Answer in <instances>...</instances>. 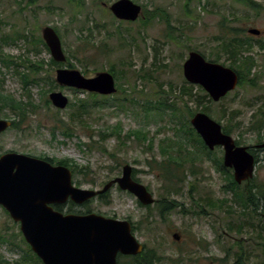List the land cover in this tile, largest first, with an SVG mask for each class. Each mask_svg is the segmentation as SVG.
Wrapping results in <instances>:
<instances>
[{
	"label": "rangeland",
	"instance_id": "obj_1",
	"mask_svg": "<svg viewBox=\"0 0 264 264\" xmlns=\"http://www.w3.org/2000/svg\"><path fill=\"white\" fill-rule=\"evenodd\" d=\"M115 1L85 0V7L78 9L69 0H36L32 5H28L29 0H0V38L11 35L17 40L15 43L0 40V54L21 65L8 68L0 60V92L26 106L24 118L8 109L0 113V119L19 124L18 129L11 127L0 134V155L15 152L55 161L72 160L81 168L73 176L74 184L94 190L102 189L109 181L121 176L125 165H131L133 173L136 170V181L145 185L156 199L154 205L144 206L134 195L114 186L108 192V203L96 198L85 205L66 204L64 211L94 212L130 221L135 225L134 235L144 249L155 250L158 256L166 257L161 264H234L237 248L233 244L241 239H244L253 256L252 264H255L259 259L254 257L263 256L258 244L249 240L252 220L243 216V207L235 202L233 193L227 188L228 175L218 168L216 160L224 156L221 148L211 156L201 155L199 161L202 162L196 163L198 173L195 176L190 175V165H186L184 191L172 196L184 204V208H177L164 217L156 204L166 196L164 187L170 184L161 177L155 164L150 166L149 163L164 160L173 149L176 150L173 154L177 155V142L183 140L180 127L189 119L188 110L177 99V112L156 110V103L165 98V94L157 92L169 91L171 85L182 86L186 82L182 67L189 52H203L209 58L216 44L214 37L220 35L223 27L235 28L240 37L252 39L254 48L251 54L256 55L260 66V75L256 79L258 86H238L225 99L206 104L210 105L207 114L222 126H229L230 118L235 115L233 123L240 122L241 128L232 127L231 136L242 146L253 150L260 140L264 142V130L258 134L250 128L257 120L252 117L254 111L259 106L264 108V52L259 47L264 44V0H252L261 5L256 10L241 0H133L148 11L164 10L171 27L160 18L145 26V13L136 22L119 21L109 9ZM46 26L58 29L67 56L77 51L75 55L84 63L74 59L72 62L75 69L85 71V76L94 77L111 66L120 76L124 70V76L117 81L122 92L108 96L104 107H91L87 117L83 118V125L77 119L71 120L76 111L74 107L68 105L59 110L50 100L48 107L45 98L49 99L51 92L58 91L69 98V104H79L80 99L91 101L86 95L89 93L59 85L56 71L60 67L55 66L45 65V69L37 74V78H45V81L32 82L35 74H31L24 63L44 60L48 64L52 58L45 48L41 54L33 50L34 39L42 37V29ZM82 26L87 29L85 36L91 37L90 44L82 43L78 38ZM249 29H259L263 34L252 36ZM18 34L28 35L32 43L18 38ZM130 61L134 67L126 68L123 63ZM163 64L166 66L159 67ZM22 74L30 75L26 85ZM55 83V89L48 92ZM60 121L64 122L61 127L69 124L73 128L72 138L65 137L62 129L56 130V122L60 125ZM116 129L120 134H113ZM132 131H141L140 139L129 135ZM144 135L146 140L141 139ZM194 147L191 150L198 153ZM181 155L185 156L186 152ZM259 155L261 162L257 164L252 179L264 183V152ZM209 199L233 202L219 210L209 206ZM245 221L249 222L245 223L244 234L226 230L229 223L238 227ZM19 232V224L0 207V235L10 240L0 242V258L10 263L21 262V257L29 250ZM253 235L256 234L253 232ZM225 258V262H220L219 259Z\"/></svg>",
	"mask_w": 264,
	"mask_h": 264
},
{
	"label": "water",
	"instance_id": "obj_2",
	"mask_svg": "<svg viewBox=\"0 0 264 264\" xmlns=\"http://www.w3.org/2000/svg\"><path fill=\"white\" fill-rule=\"evenodd\" d=\"M109 9L120 21L135 22L142 15V6L133 0H117ZM248 33L259 36L261 31L249 29ZM42 38L53 60L66 62L62 40L56 30L44 27ZM183 75L189 84L202 87L213 102L233 92L240 81L234 69L209 61L198 51L189 52L183 64ZM56 82L102 96L118 91L116 79L109 71L87 77L79 69L58 68ZM49 99L60 110L69 105V98L62 92H51ZM190 122L210 151L217 147L224 150L223 166L233 170L238 185L254 177L256 158L250 147L237 145L235 139L223 131L222 125L205 112L196 113ZM11 127L12 121L0 119V134ZM255 148L264 149V142ZM115 185L134 195L144 206L156 203L148 188L133 178V167L128 164L122 168L121 176L102 189L94 190L77 187L73 172L67 166L22 153L0 155V206L13 221L20 223L26 242L43 264H117L118 253L136 256L144 251L127 220L97 213L64 214L52 206L68 202L83 205L105 195ZM175 238L179 240L177 235Z\"/></svg>",
	"mask_w": 264,
	"mask_h": 264
},
{
	"label": "trees",
	"instance_id": "obj_3",
	"mask_svg": "<svg viewBox=\"0 0 264 264\" xmlns=\"http://www.w3.org/2000/svg\"><path fill=\"white\" fill-rule=\"evenodd\" d=\"M36 0H29L28 5H32ZM201 1V0H199ZM210 1V0H207ZM243 1L247 7L256 10L257 8H261V5L258 3L253 2L252 0H241ZM69 2L74 5L78 9H83L85 7V0H69ZM144 7V6H143ZM147 14V21L144 22L143 24L146 26L149 21H152L156 18L162 19L164 22H166L167 25L171 27L170 20L168 19V15L165 13L164 10L161 9H156L153 11H148L145 7L143 8V14ZM227 21V18H225ZM229 22V21H228ZM86 27L82 26L80 28L81 35H79V40L82 43H87L90 44L92 42L91 37L85 36V29ZM57 33L59 34V31L57 28H54ZM90 32H92L91 28H88ZM243 32V31H242ZM18 38L26 40L28 43H32V40H30L28 35L24 34H18ZM122 39L124 37H121ZM4 43L12 40L13 43H15L17 40L13 39L11 35H3L2 38H0ZM251 38H242L240 37V32L235 29V28H227L223 27L220 35L214 37V43L215 46L213 47V52L210 53L209 58L206 56L205 53L200 52L203 54L209 61L217 62V63H222L223 65L227 66V62L229 63L228 67H231L234 69L240 78L238 86H249L251 88H255L257 85L256 79L259 78L260 71L258 68L260 67L258 65V61L256 59V55H252L251 52L254 48V44L251 42ZM127 45H131L130 43L126 42ZM93 44V43H92ZM33 50L37 54H41L45 49H48L46 46L45 42L43 41L42 37H38L34 39L33 43ZM41 47V49H40ZM261 50L264 52V44L261 43L259 45ZM94 48V46H93ZM85 49V48H84ZM2 52V51H1ZM77 51H73L69 56H67V61L65 63H57L55 62L52 58L50 59L49 63L46 64L44 60H39L36 63H32L30 61H24L27 65V67L31 70V74H35L34 79L32 82H40L45 81V78H38L36 77L37 74H40V71L44 70V66H55V67H63L67 66L68 68L75 69L76 65L72 62V59L78 61L79 63L83 64L84 60L81 58L77 57L75 54ZM104 53H106L104 51ZM223 59H225V62H220ZM0 60L9 68L12 65L15 66H21L15 59H8L7 55L0 54ZM30 65H29V64ZM123 65L125 67L133 68V62H124ZM166 65H160L159 67H165ZM109 72H111L114 76L116 81H120V79L124 76L122 75L124 70H122L121 76L117 73L115 70L114 66H111V68L108 69ZM83 74H85V71H83ZM125 74V73H124ZM23 75V83L26 85L29 80H30V75L29 74H22ZM143 78V77H141ZM146 78V76H144ZM54 81V80H53ZM54 83V82H53ZM56 83L53 85L52 88L48 90V92H51L55 89ZM122 92V86L118 87V93ZM80 93H86V92H80ZM123 93L126 94V90L123 91ZM165 94V98H161L159 102L156 103L155 109L158 111H172V113H175L178 111V106H177V100H180V103L183 104V107L188 110L189 113V119L186 121L185 124H182L180 127V133H181V138L183 140L177 142V155H174L173 152L176 150L173 149V152H168L167 157L158 162L156 160L152 161L149 163L150 166L152 164H155V168L157 171L161 173V177L164 178V180L169 183L170 185H165V195L162 198L161 202H157V206L160 207V215L164 217L167 213L176 210L177 208H184V204L181 202L177 201L176 199H173L172 196L174 194H178L179 191L183 192L184 191V185L186 183V174H185V167L186 165H190L189 168V173L192 176L197 175L198 171L196 170V163L202 162L199 161L201 160V155L202 154H207L208 156H211L214 154V152L219 149L216 148L214 151H210L202 141L201 137L197 134V132L194 130L192 127L190 120L191 118L198 112H205L209 113L210 110V105H206L208 103L213 104L211 98L209 95L200 87V86H195L189 84L187 81L182 85V86H170L169 91H159L157 94ZM45 96H47V92H44ZM161 94V95H162ZM230 94V93H229ZM228 94V95H229ZM88 95V99H91L89 102L87 99H80L79 104L71 102L69 106L74 107L76 110L71 117V120L74 122V119H77V122H80L82 125L84 124V119L86 118L87 115L90 112V108L93 106H100L104 107L107 104L108 101V96H100L95 93H89L86 94ZM227 95V96H228ZM171 96H174L175 98H172ZM226 98V97H225ZM223 98V99H225ZM222 99V100H223ZM45 103L49 107L51 104L49 99L46 97L45 98ZM192 104L194 106L191 107ZM4 109H8L9 111L13 112L20 118H24V115L26 114V106L22 104L21 102L17 101L11 96L4 95L0 92V113ZM181 109V108H180ZM253 118H257L255 123L251 124V129L256 130L258 134H261V131L264 130V108L262 106H259L256 111L252 114ZM235 119V115L230 118L231 124L224 125L223 131L227 134L231 135V128H241L240 122L233 123ZM220 121V120H219ZM220 123V122H219ZM58 127H55L57 129H62L61 133L67 137V138H72L74 136V131H72L70 128V125L67 124L66 127H61L62 124H64L63 121H60V125L56 122ZM13 128L18 129L19 124L13 123L12 125ZM141 131H132L129 133V135L137 136L140 139V134ZM113 134H120V130L116 129L113 131ZM262 137V136H261ZM143 140H146L145 135L141 138ZM238 145L240 143L236 141ZM195 143V147L193 144ZM259 143H262V140H260ZM195 148L198 150V153L195 151L193 152L191 148ZM186 152L185 156H182L181 154ZM223 152V150H222ZM260 152L263 151H257L253 152L255 153L256 157V162L257 164L261 162L260 159ZM163 153H166L164 150ZM264 158V156H263ZM49 159V158H46ZM52 160V159H51ZM264 160V159H263ZM218 161V168L221 172H224L228 175V181L229 184L227 188L229 191H231L234 195V200L235 202H239L241 206L243 207V216H249V219L252 220L250 223L252 226L251 230V236L249 240L256 242L261 250V256L263 258L259 257H254L256 259H259L255 264H264V183H258L257 180L251 179L248 182L244 183L243 185H238L233 177L232 170L227 169L223 166V158L216 160ZM53 164H61L68 166L72 172L73 176H76L78 171H81V168L77 165L72 160L69 159H63V160H52L50 161ZM152 168V167H151ZM135 172L133 173V177L135 180ZM92 182V181H91ZM181 185V187L179 186ZM192 189V188H191ZM108 197V194L100 196V199L105 200L106 203L108 201L106 198ZM233 202V200L228 201L227 199L223 200H210L209 199V206L212 207L213 209H219L222 210L224 209V205L227 203ZM197 205H199L197 203ZM201 207V206H199ZM61 208V207H59ZM229 208L232 211V205L229 204ZM6 212V211H5ZM183 213L184 209L182 210ZM7 213V212H6ZM196 214H201L199 211H195ZM257 221V224L254 221ZM249 221H245L244 223L240 224L238 227H236L233 223H229L227 226V231L230 232H237L239 234H244V226L245 223ZM254 234L256 235H253ZM20 236L22 237V241L26 244V246L29 248L27 251V254L25 255L24 261H16L15 263H10L3 258H0V264H42L41 260L38 259L35 253L31 250L30 246L26 243L24 240V237L21 232H19ZM258 241V242H257ZM0 242L5 243V242H10L9 239H6L4 236L0 235ZM244 239H241L240 242H235L233 244L234 247H236V251L234 254V264H252V258L253 256L251 253L248 251L244 244ZM232 246V247H233ZM232 250V249H231ZM257 256V255H256ZM166 257H160L158 256L157 252L155 250H144V252L140 255H138L132 262V264H161V262L164 260ZM168 258V257H167ZM170 260H174L173 258H169ZM220 262H225L227 259H219ZM177 262L178 261H173Z\"/></svg>",
	"mask_w": 264,
	"mask_h": 264
},
{
	"label": "flooded vegetation",
	"instance_id": "obj_4",
	"mask_svg": "<svg viewBox=\"0 0 264 264\" xmlns=\"http://www.w3.org/2000/svg\"><path fill=\"white\" fill-rule=\"evenodd\" d=\"M125 22H127V21H125ZM263 33L261 32L260 33V35H262ZM259 35V36H260ZM257 151H259V150H257V149H251V152L253 153V152H257ZM261 151H263V150H261ZM254 155H255V153H253ZM41 159H44V160H46V161H52L51 159H46V158H41ZM100 197V196H99ZM99 197H97V198H99ZM70 203V202H69ZM68 204V203H67ZM53 206V208L54 209H56V210H58V211H60V212H63L64 214H70V213H73L72 211H67V212H65L64 211V209H63V207H64V205H58V204H54V205H52ZM59 207H61V208H59ZM91 213H94V212H78L77 214H80V215H86V214H91ZM99 214V213H98ZM100 215H102V214H100ZM104 216V215H103ZM105 217H108V216H105ZM108 218H112V217H108ZM114 219H118V218H115L114 217ZM119 220H121V219H119ZM130 222V221H129ZM131 223V222H130ZM132 224V223H131ZM19 226H20V224H19ZM134 228H135V225H133L132 224V230H133V233H134ZM37 256V255H36ZM138 255H136V256H132V255H124V254H122V253H118V255H117V264H132V262H133V260L137 257ZM38 257V256H37ZM24 259H25V255H23L22 257H21V261H24ZM39 259V258H38ZM41 263L43 264V262L41 261Z\"/></svg>",
	"mask_w": 264,
	"mask_h": 264
}]
</instances>
